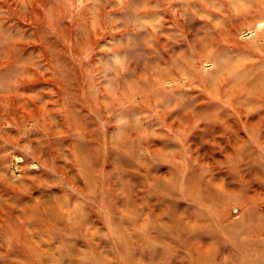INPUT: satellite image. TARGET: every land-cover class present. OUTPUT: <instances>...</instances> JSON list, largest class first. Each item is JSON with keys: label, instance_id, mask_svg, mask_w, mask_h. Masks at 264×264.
<instances>
[{"label": "rangeland", "instance_id": "obj_1", "mask_svg": "<svg viewBox=\"0 0 264 264\" xmlns=\"http://www.w3.org/2000/svg\"><path fill=\"white\" fill-rule=\"evenodd\" d=\"M18 94L68 111V190L36 198L79 218L61 248L0 187V264H264V0H0Z\"/></svg>", "mask_w": 264, "mask_h": 264}, {"label": "bare ground", "instance_id": "obj_2", "mask_svg": "<svg viewBox=\"0 0 264 264\" xmlns=\"http://www.w3.org/2000/svg\"><path fill=\"white\" fill-rule=\"evenodd\" d=\"M242 13L244 12L236 7V17H239ZM257 24L262 28L263 21L259 20ZM17 97L25 102L23 94H18ZM12 104V102L6 103L3 109L0 110V182L4 183L0 187H3L6 191L16 193L17 198H14L16 202L15 211L18 210L17 212L21 214L20 218L25 220V222L29 220V226L37 225L40 228H45L44 232L47 235L49 234V238L55 237V235L46 227H57L58 236L61 239L60 246L64 248L67 245L65 235L74 231V221L79 218L77 211L71 209L70 211L68 210L67 214H64L62 210L67 208L65 202H59L58 207L47 208L36 196H46L47 193L52 191L65 192L68 190V179L70 176L67 173H60V168L63 167L59 162H62L63 158L67 156L62 155L66 150L61 140L58 138L54 140L56 153L55 155L51 154V157L48 156V152L51 150L48 142L52 139V124L57 123L55 122L57 121L55 115L58 117L62 115L61 118L66 122L69 117L68 111L56 108L53 114L47 106L42 104H40V110L35 109L27 102L25 104L22 103L23 105L19 108L13 107ZM71 136L82 137L81 134L77 135L74 132ZM19 150H23L27 157L22 163H15V166L23 168L24 174L13 182L11 181L12 176H10V173L15 171L10 168L9 163L11 156ZM75 153L79 158L80 150L75 149ZM66 158L64 165H68L69 162L68 157ZM29 163H32L34 167L38 165L39 170L28 168ZM79 164L82 167L80 158ZM25 183L27 184L26 186L21 185ZM32 203L33 205H30ZM64 224L66 225L64 226ZM9 228L12 234H16L17 226L11 224ZM11 245L12 243L10 242ZM48 245L51 247L50 243Z\"/></svg>", "mask_w": 264, "mask_h": 264}]
</instances>
